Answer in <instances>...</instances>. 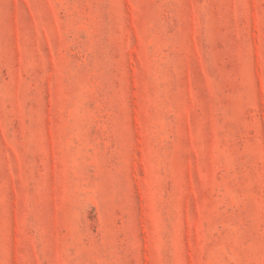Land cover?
<instances>
[{"label":"rangeland","instance_id":"374dc122","mask_svg":"<svg viewBox=\"0 0 264 264\" xmlns=\"http://www.w3.org/2000/svg\"><path fill=\"white\" fill-rule=\"evenodd\" d=\"M0 264H264V0H0Z\"/></svg>","mask_w":264,"mask_h":264}]
</instances>
